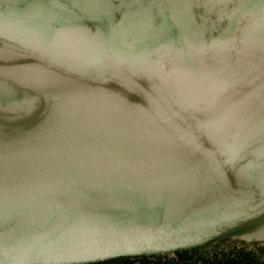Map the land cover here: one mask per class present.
I'll return each mask as SVG.
<instances>
[{
    "label": "water",
    "instance_id": "water-1",
    "mask_svg": "<svg viewBox=\"0 0 264 264\" xmlns=\"http://www.w3.org/2000/svg\"><path fill=\"white\" fill-rule=\"evenodd\" d=\"M0 126V264L264 251V0H0Z\"/></svg>",
    "mask_w": 264,
    "mask_h": 264
},
{
    "label": "trees",
    "instance_id": "trees-1",
    "mask_svg": "<svg viewBox=\"0 0 264 264\" xmlns=\"http://www.w3.org/2000/svg\"><path fill=\"white\" fill-rule=\"evenodd\" d=\"M197 254V250H192L179 252L176 258H166L165 260L160 257H125L93 264H264V260H259L261 256L259 257L256 253L245 249L235 248L231 252V256L224 252H222L221 257L216 254L213 256V260L204 254L195 258ZM201 260L202 262H199Z\"/></svg>",
    "mask_w": 264,
    "mask_h": 264
},
{
    "label": "snow or ice",
    "instance_id": "snow-or-ice-1",
    "mask_svg": "<svg viewBox=\"0 0 264 264\" xmlns=\"http://www.w3.org/2000/svg\"><path fill=\"white\" fill-rule=\"evenodd\" d=\"M118 3V0H117ZM25 114L31 115L34 118V121L39 120V113L36 111L34 108H29L27 105H25L24 109L22 110ZM12 132L18 131L17 129H12ZM11 132L9 131L8 128H4L0 126V136H7L10 135Z\"/></svg>",
    "mask_w": 264,
    "mask_h": 264
},
{
    "label": "rangeland",
    "instance_id": "rangeland-1",
    "mask_svg": "<svg viewBox=\"0 0 264 264\" xmlns=\"http://www.w3.org/2000/svg\"><path fill=\"white\" fill-rule=\"evenodd\" d=\"M221 252H227V254L229 255V256H231L232 254H231V252L232 251H230V250H220ZM250 252V251H249ZM252 252H254V253H256V255L257 256H261L260 258H259V260L261 261V260H264V251H252ZM177 257V255L175 256V255H172V256H170V257H168V258H176ZM210 257H211V259L210 260H213V254H211L210 255Z\"/></svg>",
    "mask_w": 264,
    "mask_h": 264
},
{
    "label": "flooded vegetation",
    "instance_id": "flooded-vegetation-1",
    "mask_svg": "<svg viewBox=\"0 0 264 264\" xmlns=\"http://www.w3.org/2000/svg\"><path fill=\"white\" fill-rule=\"evenodd\" d=\"M236 249H238V248H236ZM220 251V248H216V249H214L213 250V253H217V252H219ZM221 252V251H220ZM222 253V252H221ZM224 253H227V252H224ZM199 255H202V254H200V253H198L196 256H195V258H198L199 257ZM214 255H216V254H214ZM213 255V256H214ZM223 254H221V256H222ZM218 256V255H217ZM199 262H202V260L201 261H199Z\"/></svg>",
    "mask_w": 264,
    "mask_h": 264
},
{
    "label": "built area",
    "instance_id": "built-area-1",
    "mask_svg": "<svg viewBox=\"0 0 264 264\" xmlns=\"http://www.w3.org/2000/svg\"><path fill=\"white\" fill-rule=\"evenodd\" d=\"M214 254H217V255H218V253H213V255H214ZM209 257H210V255H209ZM218 257H221V255H218Z\"/></svg>",
    "mask_w": 264,
    "mask_h": 264
}]
</instances>
